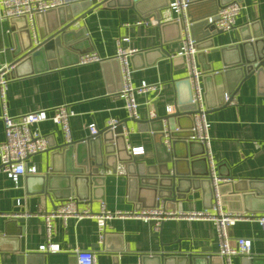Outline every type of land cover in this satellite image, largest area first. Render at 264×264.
Masks as SVG:
<instances>
[{
	"label": "crops",
	"instance_id": "0c3cea01",
	"mask_svg": "<svg viewBox=\"0 0 264 264\" xmlns=\"http://www.w3.org/2000/svg\"><path fill=\"white\" fill-rule=\"evenodd\" d=\"M102 1L104 3L82 11L78 23L70 28L71 32L83 31L87 36V40L81 41L79 51L66 53L58 69L34 74L29 73V64L18 65V55L25 54L31 42L34 47L36 37L45 34L50 27L72 18L71 10L65 7L62 14L55 12L42 17L36 22V32L24 18L0 20V73L8 69L10 77L5 90L8 113L21 116L67 104L75 113L71 118L75 142L89 137L90 124H96L102 131L111 120L120 123L130 120L125 100L120 95L122 81L116 59L120 39L128 38L129 42L122 46L135 51L129 56L134 86L142 83L157 86L156 91L137 96L141 122H127L128 152L133 147H144L145 152L134 157L131 174L122 165L117 174L107 168H100L99 175L79 174L76 170L82 168L78 165L89 149L83 146L74 149L73 157L57 155L54 149L32 157L29 165L35 164L38 173L22 176L18 186L6 174H0V264H78L77 250L93 252L95 264H184L177 261L178 256L184 254L210 256L207 264H228L219 255L217 228L206 220L168 219L156 231L153 222L115 217L106 222L101 240L95 218H53L48 235L44 215L51 214L69 198L77 199L80 208L89 207L94 215L100 214L103 208L112 213L152 208L160 201L171 211H203L213 206L211 185H203L199 179L194 183V178L183 179V198H162L173 176L185 177L190 172L188 161H196L194 174H203L207 167L209 170L206 155L207 166L201 161L199 144L191 151L181 142L172 146L171 160L166 149L153 138V132L163 130L165 123H148L152 119L150 110L158 118L174 114L168 113L169 107L175 112L177 107L187 109L190 105L191 87L185 82L189 76L188 66L185 58L176 55L182 44L181 40L173 41L175 30H168L165 36L157 21L148 26L138 24L150 17L159 20L157 11L161 15L164 9L158 8L173 0H99ZM234 1L244 6L235 28L215 36L213 49L198 53L196 63L203 73L201 81L208 107L214 171L223 180L219 188L222 205L232 214L261 216L264 215V74L252 76L238 86V90H235L239 83L236 72L230 74V80H214L211 86L209 79L204 78L208 66L220 70L224 63L231 64L238 58V52H220L237 43V29L258 21L256 32L264 34V0ZM196 3L191 10L195 18L214 14L217 6L212 0ZM199 33L196 29L195 34ZM165 37L171 41L163 44ZM92 52L102 61L78 64L81 55ZM225 89L232 90L233 99L230 104L220 106ZM2 114L0 88V144L5 141ZM190 127L189 116L176 118L175 128L180 130L176 139L183 141ZM38 128L51 138L55 147L65 144L61 127L52 121H44ZM123 130L126 132L125 125ZM45 176L52 177L51 190L46 188L48 195L41 194L44 186L41 178ZM84 176H90L94 182L88 185ZM18 217L24 218V222H18ZM229 235L232 239H251L252 255L264 257V230L258 222L241 220L229 228ZM47 243L58 245L60 251L42 252L41 246ZM160 254L166 255V263L159 259ZM245 259L234 257L231 264H244Z\"/></svg>",
	"mask_w": 264,
	"mask_h": 264
},
{
	"label": "built area",
	"instance_id": "2783aa9c",
	"mask_svg": "<svg viewBox=\"0 0 264 264\" xmlns=\"http://www.w3.org/2000/svg\"><path fill=\"white\" fill-rule=\"evenodd\" d=\"M81 1L83 0H0V20H12L24 17L28 21L30 28L36 32V16L38 14H45L51 10H57ZM191 4V0H173L161 12L159 20L161 23L178 21L181 25L182 45L176 55L186 59L189 72L188 79L191 87V105L194 106V111L190 116L191 127L188 130V136L183 140L200 143L205 147V155L209 161V178L213 191L212 209L192 212L171 211L160 201L157 206L152 208H142L127 212L117 211L114 213L103 208L100 214L94 215L89 207L80 208L77 199L69 198L51 214L44 215L48 235H50L52 230L51 220L53 218H63L64 220L70 217L77 219L95 218L98 223L101 240H103L106 222L115 217H133L144 222H153L156 231H159L163 222L168 219L206 220L215 224L220 241L219 255L228 264H231V259L234 257L247 259L253 257L252 240L249 238L232 239L229 235V228L241 220H254L264 230V215L232 214L226 211L222 205L219 188L223 180L216 175L214 171L215 165L211 157L210 123L207 119L208 109L201 81L203 73L198 69L196 63V56L199 52L197 49L198 41L192 34L191 28L193 23L190 22L188 15ZM243 9L244 6L241 2L234 1L221 7L216 14L207 17L205 20L209 25H213L216 30L228 32L235 28L237 17L242 13ZM159 20H154V18L150 17L143 19L138 24L148 26ZM124 42H129V39H120L116 56L120 64L122 81L120 95L125 100V108L130 118L139 120L137 96L150 91H156L157 86L147 83L134 86L129 56L134 54L135 51L126 50L122 46ZM35 43H39L37 37ZM101 61L102 58L97 53L92 52L81 55L78 59V64L87 65ZM9 80V72L6 69L0 73L1 99L3 103L2 120L5 129V141L0 144V174H6L18 186L22 176L36 175L38 173L37 166L35 164L29 165V160L38 154L48 152L54 147L51 138L43 134L39 130L38 125L44 121H52L61 127L64 142L69 144L73 141L71 118L75 113L67 104H64L50 111L42 110L21 116H10L5 100V90ZM225 100H229L227 93L225 94ZM167 111L170 114L175 113L172 107H169ZM150 117L152 119L156 117V114L152 110H150ZM164 123L163 133L165 136L163 142L170 151L174 140L172 133H179L180 130L179 128H175L171 131L167 121H164ZM119 124L118 120H111L108 127L114 129ZM88 130L89 136L96 135L100 131L96 124H90ZM126 134H130L127 128L126 132L124 131V136ZM144 152V147L129 148V153L133 157L143 155ZM40 250L47 253H57L60 251V247L47 243L41 246ZM76 257L78 264H95V254L93 252L77 250Z\"/></svg>",
	"mask_w": 264,
	"mask_h": 264
},
{
	"label": "water",
	"instance_id": "95a60500",
	"mask_svg": "<svg viewBox=\"0 0 264 264\" xmlns=\"http://www.w3.org/2000/svg\"><path fill=\"white\" fill-rule=\"evenodd\" d=\"M134 2L138 0H132ZM204 0H191L192 4L189 8L188 15L190 17V22L193 23L192 25V34L194 38L198 41L197 49L198 53L201 51L207 50V49H213V38L215 36L221 35L223 31H218L215 29L213 25H209L207 21L205 20L208 16L214 15L218 12V10L231 3L234 0H212L214 1L217 6L214 10V14H202L199 18H195L193 14L191 13L192 8L195 6L196 2H200ZM240 2V1H238ZM104 3L99 2L98 0H83L78 3L70 4L67 7L69 10H71L72 18H70L68 21H62L60 23H57L55 26L50 27V29L45 33L41 34L38 38L39 43L36 44L33 47V44L31 42V46L26 50L25 54H19L18 55V65H26L29 64L31 66L30 74H34L36 72L46 71L48 69L56 68L58 69L60 64L63 63V58L66 53L69 51H79V46L82 44V40L86 39L87 36L83 31H80L79 33L71 32L70 28L75 24L78 23V20L80 19L82 14V11H86L91 6H98L100 4ZM197 4V3H196ZM200 4V3H199ZM79 6L81 7V10H79ZM59 8L57 10H51L45 14H38L36 16V22L38 23L42 17L45 16H51L55 12H59L62 14L64 11V8ZM168 7V3L160 6L159 9H165ZM157 16L160 17V11H157ZM24 18V17H22ZM26 19V18H24ZM14 20V19H12ZM159 26L161 27L162 32L166 36V32L170 29L175 30L176 36L173 39V41H180L181 40V25L178 21L173 22H167V23H161V21H158ZM259 25V22L256 21L254 23L246 24L239 29H237V36H236V44L230 45L226 48H222L220 52L222 54H229L230 51L238 52V58L232 62L231 64L224 63L223 69L215 70L212 68V66H208L207 73L204 75L205 81L206 79H209V86H211L214 82V80H224L228 81L230 80V74L232 72H236L235 74H238L239 77V83L236 86L235 90H238V86H240L243 82L250 79L254 75H260L264 74V34L257 33L256 32V26ZM199 30L200 33L198 35L195 34V30ZM254 32V33H253ZM166 38V37H165ZM169 40L166 38L163 42V44L167 43ZM162 51L167 54L166 50L162 46ZM215 49L214 51H216ZM219 51V50H218ZM134 55V54H133ZM228 56V55H227ZM78 62V61H77ZM18 70V67L14 70L16 72ZM213 81V82H212ZM185 82L190 86L189 79L187 78ZM222 100L219 103L220 106L228 105L232 102L233 99V92L232 90H223L222 92ZM228 94L229 100H225V94ZM206 97V95H205ZM189 108L183 109L177 107L174 114L164 116V117H158L154 119L148 120V123H155V122H164L167 121L169 128L171 131L175 129V119L180 116H191L194 111V106L191 105V99L189 102ZM208 108V107H207ZM128 121H135V122H141L140 120L132 119L127 120L123 123H120L116 128L112 129L111 127H107L105 130L99 131L96 135H91L88 138L81 140L79 142L72 141L71 143H65L62 146H54L52 147L48 152H50L52 149L53 151L57 152L56 154H68L72 155L74 152V149H78L79 146H83L87 149V156L84 157V160L82 164L80 165L82 168L76 170L79 174L84 173H90L94 175H99L100 168H107L109 169L112 174H117L120 169V165L124 167V170L128 172V174H131L130 172V166L134 165V157L128 152L127 145L125 142V136H124V125L126 126L127 130L130 132V129L127 126ZM180 133H172V137L174 138L172 146H176L178 143H184L188 146V149L191 151L193 146L195 144H199L202 148V151L199 155L202 156L201 161L207 162L205 158V147L196 142H186V141H179L176 138L179 136ZM164 133L163 130H160L158 132H153V138L157 141V143H160L167 151V155L170 156V159L172 160V154L165 146L163 139H164ZM188 134L184 137L186 138ZM57 150H61L57 151ZM89 150V155H88ZM55 154V153H54ZM192 155V154H191ZM190 155V156H191ZM73 157V155H72ZM196 161L189 162L188 164L190 166V172L183 176L175 175L171 178L170 184L167 186V190L163 191L165 194L162 196L165 200H176L181 199L183 196L182 194V186L184 178L189 179H196L194 183H196L199 179V182L203 185H211L210 178H209V170L208 167L206 168V171L203 174H194L193 166ZM207 166V163H206ZM143 173L141 172V175ZM30 176H36V175H30ZM83 178L85 182L89 183L93 179L90 178V176H84ZM44 181V186L42 187L41 194L46 193V188L48 190H51L50 187L52 185V177H42L41 178ZM184 179V180H183ZM75 180L73 179V182ZM192 181V180H189ZM72 181L70 180V183ZM71 186V185H70ZM50 194L49 192L46 193V195ZM18 222H24V218H17ZM207 257V258H205ZM210 256H204L201 255H195V254H184L178 256V262H184V264H207V261L210 260ZM159 259L163 260V263H166V255L160 254ZM244 264H264V257L263 258H257L253 256L250 259H245Z\"/></svg>",
	"mask_w": 264,
	"mask_h": 264
}]
</instances>
